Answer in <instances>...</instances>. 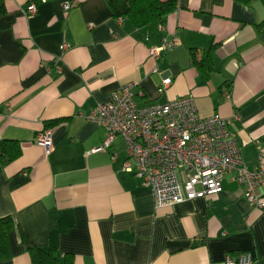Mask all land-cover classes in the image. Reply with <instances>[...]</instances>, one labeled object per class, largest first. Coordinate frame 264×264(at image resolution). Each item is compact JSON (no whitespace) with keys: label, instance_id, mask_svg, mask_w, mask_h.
Returning a JSON list of instances; mask_svg holds the SVG:
<instances>
[{"label":"crops","instance_id":"obj_1","mask_svg":"<svg viewBox=\"0 0 264 264\" xmlns=\"http://www.w3.org/2000/svg\"><path fill=\"white\" fill-rule=\"evenodd\" d=\"M30 2L36 11L24 15ZM0 7V141L20 149L0 163V218L15 224L11 256L0 264H31L29 247L54 248L57 264H221L227 254L264 264V209L230 174L216 194L157 207L151 189L124 169L121 136L92 151L105 130L87 118L129 81L137 107L190 94L202 117L237 115L230 131L244 166L256 169L264 157V0H178L141 27L115 18L106 0ZM173 36L178 44L155 61L149 49ZM206 51L208 71L194 61ZM164 76L171 82L162 90ZM44 128L48 154L34 142Z\"/></svg>","mask_w":264,"mask_h":264},{"label":"built area","instance_id":"obj_2","mask_svg":"<svg viewBox=\"0 0 264 264\" xmlns=\"http://www.w3.org/2000/svg\"><path fill=\"white\" fill-rule=\"evenodd\" d=\"M70 7V2L62 4L64 10ZM35 11L33 2L23 9L24 15ZM176 44L178 39L174 36L162 38L157 46L149 49V54L157 61L167 48ZM65 47L62 44L61 49ZM152 71L160 72L157 66ZM170 82L169 76H164L160 89ZM136 85L134 81L121 84L107 101L98 103L90 111L88 120L105 130L101 144L92 151L109 148L121 136L128 153L124 169L133 172L142 185L151 189L157 207L216 194L221 190L223 177L230 174L242 188L244 198L256 208L264 209V198L259 196L264 184V157H260L259 166L254 170L244 166L230 131L237 117L235 113L231 118L202 117L190 94L137 107L133 101ZM50 135L51 129L44 128L34 137L45 154L52 150ZM251 263L249 254H227L221 261V264Z\"/></svg>","mask_w":264,"mask_h":264},{"label":"trees","instance_id":"obj_3","mask_svg":"<svg viewBox=\"0 0 264 264\" xmlns=\"http://www.w3.org/2000/svg\"><path fill=\"white\" fill-rule=\"evenodd\" d=\"M178 0H106L112 15L115 18H126L134 26L141 27L161 20L177 7ZM248 4L252 0H235ZM2 11V7H0ZM264 26V20L258 24ZM212 60L210 51L202 53L200 59L194 61L198 67L208 71ZM20 154L18 144L11 140L0 141V163L6 164ZM14 222L11 217L0 218V260L11 256L8 236L14 229ZM28 253L31 264H57V254L54 248L41 249L29 247ZM67 264V263H66Z\"/></svg>","mask_w":264,"mask_h":264}]
</instances>
